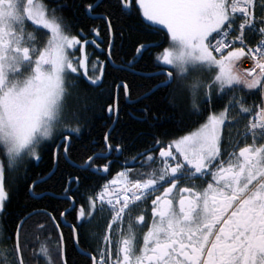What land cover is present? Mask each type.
Wrapping results in <instances>:
<instances>
[{"label": "snow or ice", "instance_id": "6c2138e0", "mask_svg": "<svg viewBox=\"0 0 264 264\" xmlns=\"http://www.w3.org/2000/svg\"><path fill=\"white\" fill-rule=\"evenodd\" d=\"M125 40L146 91L109 71ZM78 88L99 138L66 108ZM141 91L195 130L145 104L133 135ZM0 264H264V0H0Z\"/></svg>", "mask_w": 264, "mask_h": 264}, {"label": "trees", "instance_id": "16d2710c", "mask_svg": "<svg viewBox=\"0 0 264 264\" xmlns=\"http://www.w3.org/2000/svg\"><path fill=\"white\" fill-rule=\"evenodd\" d=\"M143 39L151 42L154 38L152 37H142ZM130 51L129 41L125 40L123 42L122 49L120 51V59H117L116 66H123L124 59H130V56H126V53ZM158 54V53H157ZM150 63L146 58L145 61H142L140 66L137 68H130L126 71H119L120 68H112L109 71H112L115 76H127V78L135 83L137 88L147 90L150 86V82L141 78V75H136V73H143L144 68ZM242 68V66H241ZM111 83V79L109 81ZM144 94L143 91L139 93L138 96L134 95L131 97L130 101H122V113H121V122L122 124L130 129L133 132V135L136 133L143 134V138H147V134L150 129L146 123H142L140 110L144 105H148L154 108H158V115L160 116V123L164 128L172 130H181L182 134H187L183 132V129L192 128V125L195 123L196 119L182 117L180 114L175 113L171 110L163 94H157L152 96L150 99L143 100L138 102L139 97H142ZM66 108L68 111L77 112L83 114L89 121L88 131L95 137L99 138L101 131L104 129V124L106 120L104 116L106 113L101 111L102 101L98 93L89 92L83 88L74 89L71 91V94L66 97L65 100ZM192 130H195L192 128ZM231 135H239V130L234 129L230 130ZM49 160L45 158L43 163H40L37 167L33 169V173L39 177L42 173L47 174ZM142 171V170H141ZM55 181H50L48 185L45 186L44 190L50 194V197H56L59 193L55 190ZM18 200L21 204V209H14V211L22 210L24 206H27L30 203L37 204H47L48 199L42 201H29L23 194L18 197ZM54 239V237H53ZM74 261L79 262L81 257H78V252L71 253Z\"/></svg>", "mask_w": 264, "mask_h": 264}, {"label": "flooded vegetation", "instance_id": "af4514ba", "mask_svg": "<svg viewBox=\"0 0 264 264\" xmlns=\"http://www.w3.org/2000/svg\"><path fill=\"white\" fill-rule=\"evenodd\" d=\"M246 67V65H245ZM233 141H237L238 140V136L237 135H231ZM102 223V222H101ZM119 234H117L118 237ZM137 242H142V236L139 234V232H137ZM77 252L79 253V250H77ZM80 257V255L78 256Z\"/></svg>", "mask_w": 264, "mask_h": 264}, {"label": "bare ground", "instance_id": "6f19581e", "mask_svg": "<svg viewBox=\"0 0 264 264\" xmlns=\"http://www.w3.org/2000/svg\"><path fill=\"white\" fill-rule=\"evenodd\" d=\"M241 66H242V68H241V69H242L243 71H245V69L247 68V65H246V67H245V65H244V64H241Z\"/></svg>", "mask_w": 264, "mask_h": 264}, {"label": "rangeland", "instance_id": "374dc122", "mask_svg": "<svg viewBox=\"0 0 264 264\" xmlns=\"http://www.w3.org/2000/svg\"><path fill=\"white\" fill-rule=\"evenodd\" d=\"M241 72H244L242 69H241V66H240V69H239Z\"/></svg>", "mask_w": 264, "mask_h": 264}, {"label": "water", "instance_id": "95a60500", "mask_svg": "<svg viewBox=\"0 0 264 264\" xmlns=\"http://www.w3.org/2000/svg\"><path fill=\"white\" fill-rule=\"evenodd\" d=\"M116 68H121L120 66H116Z\"/></svg>", "mask_w": 264, "mask_h": 264}]
</instances>
